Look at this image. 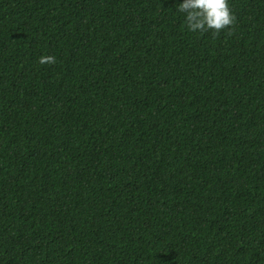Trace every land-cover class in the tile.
<instances>
[{
	"label": "trees",
	"instance_id": "16d2710c",
	"mask_svg": "<svg viewBox=\"0 0 264 264\" xmlns=\"http://www.w3.org/2000/svg\"><path fill=\"white\" fill-rule=\"evenodd\" d=\"M181 2L0 0V264H264V0Z\"/></svg>",
	"mask_w": 264,
	"mask_h": 264
},
{
	"label": "clouds",
	"instance_id": "9594fccd",
	"mask_svg": "<svg viewBox=\"0 0 264 264\" xmlns=\"http://www.w3.org/2000/svg\"><path fill=\"white\" fill-rule=\"evenodd\" d=\"M178 5V11L185 15L186 26L192 32H219L235 20L229 0H182ZM40 63H55V57L41 56Z\"/></svg>",
	"mask_w": 264,
	"mask_h": 264
}]
</instances>
